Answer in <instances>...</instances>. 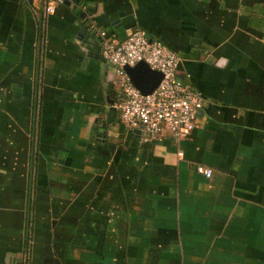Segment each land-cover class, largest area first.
<instances>
[{
  "label": "crops",
  "instance_id": "crops-1",
  "mask_svg": "<svg viewBox=\"0 0 264 264\" xmlns=\"http://www.w3.org/2000/svg\"><path fill=\"white\" fill-rule=\"evenodd\" d=\"M85 1L39 40L43 0H0V264L26 257L34 171L30 264H264V0ZM133 25L203 95L186 138L124 126L113 67L79 35Z\"/></svg>",
  "mask_w": 264,
  "mask_h": 264
},
{
  "label": "built area",
  "instance_id": "built-area-1",
  "mask_svg": "<svg viewBox=\"0 0 264 264\" xmlns=\"http://www.w3.org/2000/svg\"><path fill=\"white\" fill-rule=\"evenodd\" d=\"M43 1L46 17L66 0ZM97 35L101 38V55L113 67L115 108L124 126L142 125L150 134L167 131L177 139L188 137L204 98L200 90L183 83L177 76L181 60L177 53L160 40L149 37L138 25L130 26L124 38L106 29L98 30ZM139 61L162 73L159 84L148 94L140 92L125 70V66H134ZM203 173L209 177L212 170L205 167Z\"/></svg>",
  "mask_w": 264,
  "mask_h": 264
},
{
  "label": "water",
  "instance_id": "water-1",
  "mask_svg": "<svg viewBox=\"0 0 264 264\" xmlns=\"http://www.w3.org/2000/svg\"><path fill=\"white\" fill-rule=\"evenodd\" d=\"M74 2H78V0H73ZM66 4L70 3V0L65 1ZM83 16V13H82ZM133 18L132 15H124L122 12L119 13V17L112 21L111 25L114 29H117L120 26L126 24L129 20ZM79 35L88 45V55L93 56L95 59L100 61V66L104 69L107 65H111L107 59H105L101 55L100 43L101 38L96 34V30H86L84 26H81L79 29ZM222 60H219L218 65L221 64ZM125 70L132 81V83L140 90L143 94H148L152 90H154L159 84L162 73L153 70L149 67V65L144 61H139L134 66H125ZM109 80L113 81L114 73L111 72L109 74ZM144 130L143 126L140 125L135 129V131ZM112 148V147H111Z\"/></svg>",
  "mask_w": 264,
  "mask_h": 264
},
{
  "label": "trees",
  "instance_id": "trees-1",
  "mask_svg": "<svg viewBox=\"0 0 264 264\" xmlns=\"http://www.w3.org/2000/svg\"><path fill=\"white\" fill-rule=\"evenodd\" d=\"M79 2H83L85 4H87V2L85 0H78ZM43 5V7H42ZM38 16H39V20H38V24L40 23V26H39V30H38V36H39V40L42 38V24L45 20V17L43 15V9H44V1L41 2V5L39 6L38 8ZM79 19V17H78ZM85 20V19H84ZM83 20V22H84ZM85 29L87 30V27H85ZM36 64H37V68L40 66V61L37 60L36 61ZM39 80V77H36V82ZM39 106H40V95H38L37 93L35 94V97H34V106H33V110H34V117H36V119L38 120L39 119ZM36 119H35V137L33 139V147L35 150H34V154H33V157H34V160L32 161V165L34 167H36V164H37V134H36V127H38V122H37V125H36ZM30 177H31V182L29 183V188L28 189V193H27V208H26V231H25V237H24V251H25V259L24 261L22 262V264H30V261H29V251H30V248H31V239H32V236H33V222H34V214H35V199H34V190H35V186H36V172L34 171V173L30 174Z\"/></svg>",
  "mask_w": 264,
  "mask_h": 264
}]
</instances>
